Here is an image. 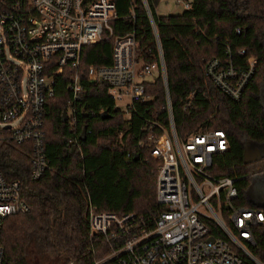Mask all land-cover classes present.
I'll return each instance as SVG.
<instances>
[{
  "label": "trees",
  "instance_id": "trees-1",
  "mask_svg": "<svg viewBox=\"0 0 264 264\" xmlns=\"http://www.w3.org/2000/svg\"><path fill=\"white\" fill-rule=\"evenodd\" d=\"M114 3V35L134 30L138 55L159 61L142 0ZM148 5L157 28L177 135L185 136L201 126L223 130L228 148L213 159L211 173L237 178L236 205L252 207L246 196L250 184L256 182L264 190V0H192L191 9L179 14L156 13V0H148ZM112 45L113 38L106 37L83 47L78 72L84 96L72 121H61L70 100L65 88L68 71L56 78L44 116L48 169L40 179L29 177V144L0 141V171L8 180L19 181L21 198L29 206V212L7 216L2 222V264H31L34 257L52 264H99L116 244L106 236L90 235V207L96 212H133L143 217L158 211L155 191L160 160L150 155V147H138V143L148 135L149 129H143L146 119L168 125L164 82L158 76L146 83L152 99L137 104L126 118L115 109L106 83H91L86 75L89 66L111 65ZM241 50L245 51L242 56ZM211 58L237 64L255 61L240 100H231L205 75V62ZM191 94V106L183 112ZM105 111L108 115L103 116ZM255 147L261 159L244 163L245 150ZM247 249L264 264V222L254 229ZM102 264L117 263L108 259ZM245 264L254 263L246 258Z\"/></svg>",
  "mask_w": 264,
  "mask_h": 264
},
{
  "label": "built area",
  "instance_id": "built-area-1",
  "mask_svg": "<svg viewBox=\"0 0 264 264\" xmlns=\"http://www.w3.org/2000/svg\"><path fill=\"white\" fill-rule=\"evenodd\" d=\"M173 2L183 10L192 7V0ZM142 3L159 61L138 55L134 30L114 35V0H0V141L29 144V177L40 179L48 169L44 116L46 103L54 96L56 78L68 71L65 88L70 100L66 115L72 121L84 96L78 72L81 51L112 37L111 65L89 66L88 81L106 83L115 109L128 118L137 104L152 99L146 83L161 76L168 125L146 119V142L138 143V147H150V155L160 160L155 191L158 211L143 217L133 212H96L90 207V235L106 236L115 242L107 258L117 264H245L246 258L263 264L251 255L247 245L253 243L254 229L264 222V208L236 205L238 179L211 173L213 159L228 148L223 130L201 126L185 136L177 135L157 28L148 0ZM168 3L156 0V13L160 5ZM130 17H134L133 7ZM244 54V50L239 52ZM255 67L254 60L237 64L230 59L211 58L205 62L204 73L221 92L238 101ZM125 98L128 102L123 103ZM192 100L193 94L183 112ZM20 192L19 181L8 180L0 171V227L5 217L29 212ZM3 256L0 242V264Z\"/></svg>",
  "mask_w": 264,
  "mask_h": 264
},
{
  "label": "water",
  "instance_id": "water-1",
  "mask_svg": "<svg viewBox=\"0 0 264 264\" xmlns=\"http://www.w3.org/2000/svg\"><path fill=\"white\" fill-rule=\"evenodd\" d=\"M106 114L108 115L107 111L102 113L103 116ZM66 120H67V115H66V112L64 111L62 113L61 121L66 122ZM85 134H86V128L84 127L79 137L81 141H84ZM260 159H261V153L257 147L250 149V150L249 149L245 150L244 158H243L244 163H252ZM246 196L249 202L253 206L258 207V208H264V190L256 182H252L250 184L249 188L246 191Z\"/></svg>",
  "mask_w": 264,
  "mask_h": 264
},
{
  "label": "rangeland",
  "instance_id": "rangeland-1",
  "mask_svg": "<svg viewBox=\"0 0 264 264\" xmlns=\"http://www.w3.org/2000/svg\"><path fill=\"white\" fill-rule=\"evenodd\" d=\"M183 11L182 6L180 4H175L173 0H169L168 5H160L158 7L159 14H179ZM128 102V99L125 98L123 103ZM155 159V158H154ZM158 160V159H157ZM160 164V163H159ZM159 166V165H158ZM158 169V167H157ZM108 257V256H107ZM104 257L102 260L99 261V264H102L108 261V258ZM31 264H52L49 261L40 260V258L34 257L31 261Z\"/></svg>",
  "mask_w": 264,
  "mask_h": 264
},
{
  "label": "flooded vegetation",
  "instance_id": "flooded-vegetation-1",
  "mask_svg": "<svg viewBox=\"0 0 264 264\" xmlns=\"http://www.w3.org/2000/svg\"><path fill=\"white\" fill-rule=\"evenodd\" d=\"M250 150V149H249Z\"/></svg>",
  "mask_w": 264,
  "mask_h": 264
}]
</instances>
